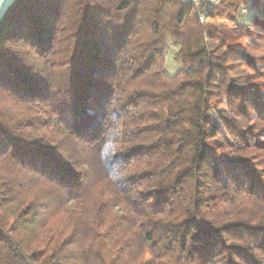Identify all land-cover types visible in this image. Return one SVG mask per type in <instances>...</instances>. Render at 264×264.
<instances>
[{"label": "trees", "instance_id": "1", "mask_svg": "<svg viewBox=\"0 0 264 264\" xmlns=\"http://www.w3.org/2000/svg\"><path fill=\"white\" fill-rule=\"evenodd\" d=\"M200 7L6 8L0 264H264V0Z\"/></svg>", "mask_w": 264, "mask_h": 264}, {"label": "rangeland", "instance_id": "2", "mask_svg": "<svg viewBox=\"0 0 264 264\" xmlns=\"http://www.w3.org/2000/svg\"><path fill=\"white\" fill-rule=\"evenodd\" d=\"M214 2H218V0H214ZM203 22H205V20ZM230 30L232 31V29H230ZM245 38H248V37L245 36ZM173 44H174L173 41H170V46L166 50V56H167V68H166V70L168 73H170L172 75L175 74L182 67L181 61L176 60L174 58V50L177 47H174ZM252 55L259 57L262 55V53L258 52V53H253Z\"/></svg>", "mask_w": 264, "mask_h": 264}, {"label": "built area", "instance_id": "3", "mask_svg": "<svg viewBox=\"0 0 264 264\" xmlns=\"http://www.w3.org/2000/svg\"><path fill=\"white\" fill-rule=\"evenodd\" d=\"M183 3H192L193 5L196 6V9L198 11V17L199 19L203 22L205 20V15L204 13L201 11V0H179Z\"/></svg>", "mask_w": 264, "mask_h": 264}, {"label": "crops", "instance_id": "4", "mask_svg": "<svg viewBox=\"0 0 264 264\" xmlns=\"http://www.w3.org/2000/svg\"><path fill=\"white\" fill-rule=\"evenodd\" d=\"M13 0H0V17Z\"/></svg>", "mask_w": 264, "mask_h": 264}]
</instances>
